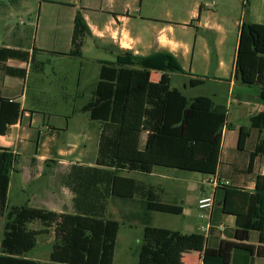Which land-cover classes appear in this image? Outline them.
I'll return each mask as SVG.
<instances>
[{
	"label": "trees",
	"instance_id": "1",
	"mask_svg": "<svg viewBox=\"0 0 264 264\" xmlns=\"http://www.w3.org/2000/svg\"><path fill=\"white\" fill-rule=\"evenodd\" d=\"M89 33L78 12L73 48L67 54L81 56ZM11 58L29 62V52L0 46V69L7 75L25 78L26 70L6 65ZM100 63L99 80L83 107L91 120L101 124L98 159L95 166L73 165L64 177L75 194L74 213L28 204L11 207L8 191L17 156L0 147V218L7 219L0 234V264H41L27 254L37 247L41 235L50 233L55 242L50 260L42 264H113L121 222L106 215L109 199L124 204L120 214L124 221L138 220L144 226L138 264H180L184 234L154 226L153 217L155 212L182 214L183 208L163 202L155 188L121 172L151 173L155 166H164L218 176L228 109L209 96L188 98L179 88L153 80L154 70L186 73L169 51L142 56L126 50L116 60ZM235 77L244 84L256 85L264 102V22H243ZM203 82L190 79L192 86ZM21 112L19 101L0 97L1 134L20 119ZM251 129L258 131V140L250 152L249 168L257 156L264 155V110L251 115L250 126H241L239 150H245ZM215 197H219L222 213L235 216L237 238L256 231L264 244V174H257L253 191L223 182ZM35 222L41 228H31ZM207 240L210 246V238ZM208 246L203 264H226L227 247Z\"/></svg>",
	"mask_w": 264,
	"mask_h": 264
},
{
	"label": "crops",
	"instance_id": "2",
	"mask_svg": "<svg viewBox=\"0 0 264 264\" xmlns=\"http://www.w3.org/2000/svg\"><path fill=\"white\" fill-rule=\"evenodd\" d=\"M234 1L240 2L242 7H236V16L233 18L232 23H229L223 12L228 9L227 4ZM215 2L216 8L212 10L206 8L207 5L201 0H193L190 19L180 21L175 19L173 12V9L175 10L178 7L177 0H0V46L29 52V62L15 58L8 59L6 62V65L12 68L26 70L27 75L32 68V63L38 61V58L32 61V56L38 55L40 52L50 53L54 57H72L67 53L73 48L75 18L80 12L90 31L84 38L81 56L84 55L86 39L97 42L99 49L110 50L115 54L114 59L104 60L114 61L121 51L126 50L142 56L160 51H169L178 58L185 72L189 71L188 76L190 79L198 78L203 79L205 82V78L194 76V74L202 71L207 75L213 73L212 80L218 84L228 85L229 97L225 105L230 107L232 111L229 112L230 119L228 117L227 127L232 129L236 127L240 132L241 126L244 125L239 122L241 119L247 116L250 120L252 114L263 111L256 106V104L262 102L259 98L258 87L254 94H250L249 87L240 85L242 91L236 100L233 99L232 94L237 85L241 84V81L235 77V62L241 26L245 21L264 22V0H216ZM164 3L165 6L172 7V11L168 12L171 18L161 16ZM230 12V10L227 11V13ZM16 16L20 20L19 23L25 26L33 24L34 18H36L37 25L40 24V21L45 23L46 26L47 24L52 25L51 29L48 28L49 31L52 30L50 39L43 38L45 34H42V38L39 42L37 38L32 48L27 46L25 44L27 30L22 29L19 24L15 25ZM192 31L196 32L193 39L189 37ZM231 44L232 49H234V56L231 64H229L224 53ZM101 60L103 59L99 58L97 62L96 72L98 78L91 84L92 89L99 80ZM155 71L158 70L152 71L153 80ZM8 78L25 81L26 77L7 75L3 69H0V97L19 101L22 107L20 119L16 123L7 126L9 131L6 134L0 133V147L12 150L17 156L14 164L15 171L12 175L24 176V181L12 186L11 176L8 202L12 198L15 200V204L10 205L9 202V205L11 207L25 205L22 201L28 193L33 200V204H29V206L45 208L58 213H74L75 194L67 185L64 177L69 174L73 165L82 167L96 165L99 155L101 124L91 120L89 113L86 112L89 118L88 129H95L97 135L98 153L96 157L90 159L86 153V142L92 136L86 131L81 142H75L74 145H61L56 140L68 132L69 128H61L63 130H60L43 117L42 126H38L37 134L34 136L33 133L27 131L24 121L30 119L29 125L32 127L37 112L24 107L21 102L22 96H4L3 89ZM155 81L173 87L171 80H166L161 74L157 75ZM212 99L215 101L214 98ZM234 102L237 103L236 109L234 108ZM145 139L146 135L144 134L143 142ZM257 140L258 131L251 129L245 148L247 151L246 156H233L231 149H227L223 145L219 167L220 173L218 176L210 175L208 180L213 189L210 194H216L218 187H215L211 182L214 177H218L222 181L235 183L250 191L254 190L257 174H264V155L257 156L254 166L249 168L250 152L255 149ZM30 147L34 151L28 152ZM27 161L29 162V169L28 175H25L21 167L22 162L26 163ZM159 167L161 166H155L151 173H140L159 178L168 177L167 173L157 172ZM249 169L251 172H249ZM126 171L121 173L139 172ZM138 181L143 185L155 188L163 202L176 204V198H171V200L163 198L168 194V191L162 184ZM210 194L204 191L201 192L200 197ZM218 201L219 197L216 198L215 206L211 212L212 226L208 231H203L202 234L198 233L199 231L190 234L180 230L184 234L180 264H203L204 253L208 246V237L210 238L209 248L218 249L221 245L227 247L226 264H264V244L260 243L258 239L251 240V234L256 231L248 232L245 238H237L239 229L235 225V216L222 213ZM29 203H32V201L30 200ZM111 205L116 207L118 215L125 209L123 203L109 199L106 207L107 216L114 217L110 210ZM182 214H184V209ZM220 225H223L224 228L221 229ZM30 227L39 229L41 225L35 222ZM198 230H200V226ZM46 241L48 242L45 244L52 242L53 245L55 238L52 235L50 239H43V242Z\"/></svg>",
	"mask_w": 264,
	"mask_h": 264
},
{
	"label": "rangeland",
	"instance_id": "3",
	"mask_svg": "<svg viewBox=\"0 0 264 264\" xmlns=\"http://www.w3.org/2000/svg\"><path fill=\"white\" fill-rule=\"evenodd\" d=\"M188 1V2H187ZM195 1V0H194ZM206 5V8L215 10L216 0H201ZM215 2L213 6H210ZM176 3V2H175ZM162 6L161 16L164 18H171L168 15L169 11H172V7ZM193 0H177V9H173L174 17L176 20H189L191 15V9ZM228 9L224 10V15L229 21H233L236 7H242L240 2H233L227 4ZM230 10V13L227 11ZM34 23L27 26L19 23L18 16L15 17V25H18L22 29L27 30V41L25 44L31 46L38 38H42L41 35L45 34L43 38L50 39L52 25H45L42 21L40 24L36 23V18L33 19ZM29 22V20H27ZM194 31L189 35L190 38H194ZM83 56H72L68 58L54 57L52 54L40 52L38 55L32 56V61L38 58V61L32 63V68L29 70L25 81L22 79L8 78L6 86L3 89L4 96H22V104L28 110L37 112L36 120L32 127H30V119H25L24 126L27 127V131L37 134V128L42 126L43 117L50 124L56 126L58 129H68V132L63 134L56 140L61 145H74L75 142H81L84 139V132L91 134L92 138L86 142V153L90 158L96 157L98 153L97 148V135L95 129H88L89 118L86 112L83 111V107L91 98V84L98 78L97 67L98 59H114L115 54L110 50H102L97 47V42L92 39H86ZM38 53V52H37ZM236 54V51H235ZM224 56L229 64L234 56V49L231 46L225 50ZM101 62V61H100ZM189 71L186 74L177 71H155L153 73L154 80L157 75L161 74L166 80H171L173 87L179 88L188 98H195L200 95H207L215 99L216 104L225 105L227 98L229 97V88L227 84H218L212 77L213 73L209 75L199 71L194 74L196 77L205 78V82L196 86L190 84V78L188 76ZM170 78H169V77ZM241 84L233 90L232 97L234 100L242 91L240 85L249 87L250 94H254L257 90L256 85H248L240 82ZM217 94V95H214ZM226 106V105H225ZM259 110H264V102L256 104ZM227 107V106H226ZM237 103L234 102V108L236 109ZM228 117L230 119L229 112L232 109L227 107ZM239 122L246 126H250V120L246 116ZM239 138V130L234 127H227L224 133L223 145L225 148L231 149L233 156H246L247 151H241L237 148ZM34 149L30 147L28 152H32ZM27 152V151H26ZM27 154V153H26ZM222 165H224L222 163ZM23 172L28 175L29 162H22ZM174 169V170H173ZM167 173L168 177L159 178L157 176H149L141 174L140 172L121 173L122 175L132 176L138 180H142L146 183L162 184L165 186L168 194L163 198L171 200L176 198V204L180 205L184 209V214H171L165 212H155L153 217V225L158 227H166L172 230H181L184 233H200L203 231L198 230V227L207 224L208 218H201V210H199L197 201L201 192L210 194L213 189L209 183L210 175L201 172H193L175 168H167L161 166L157 172ZM127 172V171H126ZM24 176L12 175L11 186L24 181ZM232 178V177H231ZM230 178V179H231ZM12 196V194H11ZM10 196V197H11ZM13 197V196H12ZM32 203H29V201ZM10 205L15 204V200L9 199ZM23 204H33V200L30 194H26ZM115 219L121 222L120 231L116 245V255L113 264H138L139 252L144 236V226L138 221H124L117 213L116 207L111 205L110 208ZM6 217L0 218V234L4 232L6 223ZM201 231V232H200ZM53 234L41 235L39 237L38 246L27 254L28 258L34 259L38 262L45 263L49 261L50 252L52 250V242L45 244L44 238L50 239ZM258 239V232L251 234V240Z\"/></svg>",
	"mask_w": 264,
	"mask_h": 264
},
{
	"label": "built area",
	"instance_id": "4",
	"mask_svg": "<svg viewBox=\"0 0 264 264\" xmlns=\"http://www.w3.org/2000/svg\"><path fill=\"white\" fill-rule=\"evenodd\" d=\"M214 2L212 5L213 6ZM212 184H214V186H218L221 183H229L226 181H222L220 180L218 177H214L211 180ZM215 202H216V198H215V193H212L210 195H202L198 201V207L199 209L202 211L200 214L201 218H208V222L207 224L201 225L200 226V230L202 231H208L210 229V227L212 226L211 224V212L215 206ZM220 228L223 229L224 226L220 225Z\"/></svg>",
	"mask_w": 264,
	"mask_h": 264
}]
</instances>
